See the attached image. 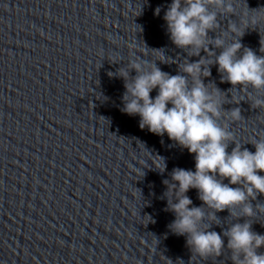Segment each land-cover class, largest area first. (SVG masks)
Returning <instances> with one entry per match:
<instances>
[{
  "label": "water",
  "instance_id": "obj_1",
  "mask_svg": "<svg viewBox=\"0 0 264 264\" xmlns=\"http://www.w3.org/2000/svg\"><path fill=\"white\" fill-rule=\"evenodd\" d=\"M168 3L0 0V264H234L226 247L219 255H193L187 234L167 227L174 213L163 181L171 182L174 167L194 170V154L166 134L139 128L138 115L121 112L123 78L108 75L136 56L157 59L169 74L185 59L200 58L169 39L162 19ZM232 3L235 15H219L208 35L224 33L232 22L243 30L242 21L255 16L238 39L264 55V0ZM153 49H162L167 62ZM208 67L205 83L229 99L246 95L239 84L221 82L214 64ZM222 107H239L242 119L229 121V130L254 151L250 141L264 137V108L252 107L246 96ZM233 146L229 141L226 151ZM186 195L189 207L203 208L208 231L250 219L252 230L264 233V213L236 216L205 206L195 188ZM250 202L264 204V194Z\"/></svg>",
  "mask_w": 264,
  "mask_h": 264
},
{
  "label": "clouds",
  "instance_id": "obj_2",
  "mask_svg": "<svg viewBox=\"0 0 264 264\" xmlns=\"http://www.w3.org/2000/svg\"><path fill=\"white\" fill-rule=\"evenodd\" d=\"M159 13L158 5L153 14ZM224 14L235 15L232 0H170L162 17L169 39L177 47L187 49L189 56L200 58L185 59L177 74H169L156 65L157 59L136 56L108 75L123 78L121 112L138 115L139 128L146 127L161 137L166 134L170 141L194 154V170L174 167L171 182L163 181L167 185V209L174 213L167 227L175 234H187L185 243L193 255H219L226 247L234 264H264V252L257 251L264 247V233L253 231L250 219L232 223L221 233L208 231L209 226L203 223V208L189 207L192 201L186 195L189 188H195L205 206L217 211L227 208L236 216L255 217L264 213V204H256L254 208L250 202L257 194H264V137L250 141L254 151L242 148L228 127L229 121L242 119L240 109L222 107L226 102L238 104L246 96L252 107L264 108V97L260 95L264 92V55L242 47L238 39L257 18L243 20V30L240 23L232 22L224 33L210 37L209 31L215 32L217 27V17ZM225 33L230 37L227 40ZM202 49L207 56L200 55ZM215 49L220 51L217 53ZM153 50L159 51L161 62H167L162 49ZM260 51L264 52L261 41ZM209 64L216 66L221 82L227 81L233 88L239 84L246 95H231L229 99L213 82L205 83L203 77L211 75ZM129 69H135L136 74L130 77ZM210 83L214 87H209ZM249 86L258 94L249 92ZM153 90L155 95L150 96ZM229 141L234 146L226 151ZM155 167L161 170L159 163ZM208 219L215 220V213L209 212ZM222 237H227L226 245Z\"/></svg>",
  "mask_w": 264,
  "mask_h": 264
}]
</instances>
